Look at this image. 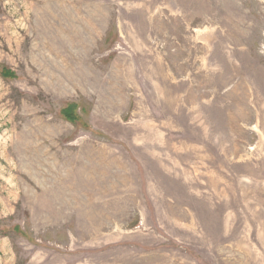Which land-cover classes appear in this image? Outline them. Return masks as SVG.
Wrapping results in <instances>:
<instances>
[{"label": "rangeland", "instance_id": "1", "mask_svg": "<svg viewBox=\"0 0 264 264\" xmlns=\"http://www.w3.org/2000/svg\"><path fill=\"white\" fill-rule=\"evenodd\" d=\"M0 264H264V0H0Z\"/></svg>", "mask_w": 264, "mask_h": 264}, {"label": "trees", "instance_id": "2", "mask_svg": "<svg viewBox=\"0 0 264 264\" xmlns=\"http://www.w3.org/2000/svg\"><path fill=\"white\" fill-rule=\"evenodd\" d=\"M0 75L4 76V72H3V70L1 71Z\"/></svg>", "mask_w": 264, "mask_h": 264}]
</instances>
